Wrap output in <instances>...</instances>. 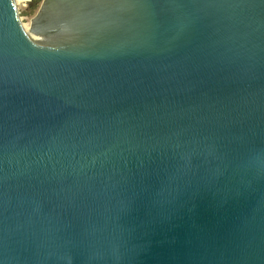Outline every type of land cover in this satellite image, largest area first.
I'll return each instance as SVG.
<instances>
[{
	"label": "water",
	"instance_id": "1",
	"mask_svg": "<svg viewBox=\"0 0 264 264\" xmlns=\"http://www.w3.org/2000/svg\"><path fill=\"white\" fill-rule=\"evenodd\" d=\"M0 0V264H264V0Z\"/></svg>",
	"mask_w": 264,
	"mask_h": 264
},
{
	"label": "rangeland",
	"instance_id": "2",
	"mask_svg": "<svg viewBox=\"0 0 264 264\" xmlns=\"http://www.w3.org/2000/svg\"><path fill=\"white\" fill-rule=\"evenodd\" d=\"M42 2L43 0H28L15 4L20 26H24L25 30L30 29L31 25L28 19L35 17L41 8Z\"/></svg>",
	"mask_w": 264,
	"mask_h": 264
},
{
	"label": "bare ground",
	"instance_id": "3",
	"mask_svg": "<svg viewBox=\"0 0 264 264\" xmlns=\"http://www.w3.org/2000/svg\"><path fill=\"white\" fill-rule=\"evenodd\" d=\"M28 0H12V3L15 5L17 3H21V2H26ZM42 4V3H41ZM21 31L23 32V34L25 35L27 33V31L29 30H25L24 26H20Z\"/></svg>",
	"mask_w": 264,
	"mask_h": 264
}]
</instances>
